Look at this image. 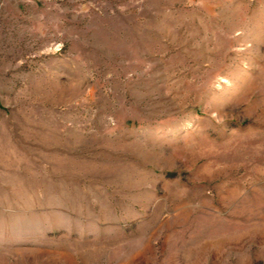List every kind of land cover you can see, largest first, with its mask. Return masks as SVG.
<instances>
[{
  "label": "rangeland",
  "instance_id": "1",
  "mask_svg": "<svg viewBox=\"0 0 264 264\" xmlns=\"http://www.w3.org/2000/svg\"><path fill=\"white\" fill-rule=\"evenodd\" d=\"M0 264H264V0H0Z\"/></svg>",
  "mask_w": 264,
  "mask_h": 264
}]
</instances>
